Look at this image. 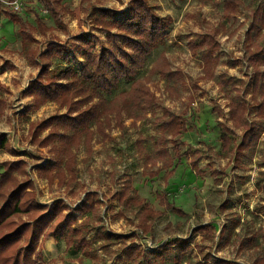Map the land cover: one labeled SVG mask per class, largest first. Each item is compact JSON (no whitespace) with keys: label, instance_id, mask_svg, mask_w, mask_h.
<instances>
[{"label":"rangeland","instance_id":"1","mask_svg":"<svg viewBox=\"0 0 264 264\" xmlns=\"http://www.w3.org/2000/svg\"><path fill=\"white\" fill-rule=\"evenodd\" d=\"M146 1L172 17L163 41L135 77L146 83L154 99L142 105L117 100L109 109L122 123L114 118L106 136L96 130L90 147L83 142L75 149L73 162L52 124L63 113H75H67V105L58 100H37L28 87L39 77L41 84L50 81L47 67L49 76L69 64L79 71L86 46L93 53L108 46L107 28L96 20L94 7L125 10L132 0H60L53 13L42 0H22L19 13L31 23L27 45L19 24L3 14L10 7L0 1V133L8 138L0 147V212L6 204L3 212H11L17 202L23 208L0 225V264H12L21 246L29 255L25 264H115L125 251L134 258L129 264H158L151 262L153 251L178 240H188V264L203 262L208 253L212 261L255 264L264 254V119L257 108L244 113L246 121L259 122V132L237 158L244 129L233 127L229 115L233 99L254 104L246 94L253 66L245 40L251 12L263 0H241L230 19L223 15L225 0ZM214 28H220V45L210 77L203 49L196 46ZM117 44L128 47L129 40L119 38ZM163 55L178 79L160 70L166 65ZM130 87L131 82L122 80L118 90L103 94L111 99ZM169 113L183 118L175 139L182 141L184 154L171 167L166 162L174 154L172 132L164 135L158 128L159 119ZM223 125L232 140L227 149ZM160 148L168 154L159 157ZM191 159L198 160L200 172ZM128 187L135 189L140 205L120 199L118 193ZM164 195L184 213L167 207ZM146 207L157 212L147 221ZM61 220L66 231L57 238L52 230ZM33 226L38 229L31 232ZM69 236L74 243H68Z\"/></svg>","mask_w":264,"mask_h":264},{"label":"trees","instance_id":"2","mask_svg":"<svg viewBox=\"0 0 264 264\" xmlns=\"http://www.w3.org/2000/svg\"><path fill=\"white\" fill-rule=\"evenodd\" d=\"M45 8L50 12H55L56 9L53 7L55 2L60 0H42ZM85 0H82V3ZM242 4L241 0H225L223 15L230 19L236 15L237 8ZM96 11L99 12L96 20L98 23L105 25L108 37V46H102L99 53H93L92 50L86 46L82 52L83 58L81 60V68L78 71L73 65H68L65 67H57L53 70V74L49 76L50 70L48 67L45 71L48 72V77L50 81L55 79V82H47L41 84V77L38 80H33L28 90L36 95L37 100L45 101L46 99L58 100L61 105H67L69 114L75 113L73 115H67L63 113L62 115L56 117V122L52 124L54 130L52 133L59 138L65 145L66 150L63 151L67 153L68 158L73 162L76 155V148H79L80 144L85 142L87 146H91V141L97 130L103 136L108 135V128L110 127L114 118L112 112L109 108L111 105H115L116 101L123 98L132 102L135 105L150 104V100L154 97L150 93L149 88L146 83L140 79L135 78L139 68H141L146 61V57L152 52L154 47H156L160 42L163 41V37L166 34V29L172 21L170 15L163 16L159 14L151 3L146 0H132L125 10H117L114 8L107 7H94ZM4 15L12 20L14 23L19 24V31L23 38L24 45H27L26 40L30 37L26 28L30 26V22L25 20L19 12H15L12 9H6ZM251 20L249 22V27L246 31V51L247 59L253 66V79L250 86V91L247 90L246 94H250V98L254 101V104L248 103L245 99L232 100L230 102V121L233 127L243 128L244 132L242 135V141L237 147L236 156L240 157V153H243L245 149H248L257 139L259 132V122L254 120H245L244 113L255 112L259 117L264 119V0L263 2L251 12ZM37 24L41 28H45V24L42 21L41 15L37 14ZM116 29L113 32V29ZM220 33V28H214L212 31L205 34V39L203 42L196 46L203 49V62L206 67L207 74L212 77L213 71L211 67L213 63L215 64L218 60V56L215 51L219 48L218 35ZM84 36V41L86 44V35ZM129 40V45L122 46L117 44L118 39ZM118 53L120 56H118ZM68 55L66 59H68ZM65 59V57H64ZM162 59L166 62L163 69L164 75L172 76L171 79H178L179 75L173 73L168 68L167 58L165 55ZM131 82V87L128 90H122L114 98L108 99L104 96V92L111 94L118 90L121 81ZM146 86V87H145ZM84 107L83 110H79ZM78 112H72L77 111ZM132 116V115H129ZM134 116L137 120L139 117ZM168 116V117H167ZM167 116L159 119V130L162 129L163 134L166 135L171 131V139L174 143V154L168 162H166L167 167L174 165L175 159L181 157L184 152H181L182 141L180 139H175L177 134L181 133L180 125L183 118L180 114L169 113ZM158 120V118H157ZM122 123V118L117 117V122ZM224 126L222 132V144L227 149L231 144V136L228 133V127ZM57 127L63 129L59 131ZM96 127V128H95ZM173 130V131H172ZM167 139V136H166ZM143 140L141 137L139 143ZM165 141V140H164ZM8 143V138L5 134L0 133V147H5ZM145 150V149H144ZM62 153V152H61ZM159 157H163L168 154L166 148L159 149ZM72 169L73 163L69 164ZM192 167L201 171L198 166V160L191 159ZM135 189L130 187L119 192L118 195L120 199L129 205L130 202H136L140 205L141 199L134 193ZM162 202L166 204L167 207L173 208L174 211L183 214L184 211L176 206L174 202L170 201L169 197L164 195L162 197ZM9 204L5 205L4 210L0 212V225L6 223L7 219L10 218L15 213L22 212L23 208L20 203L17 202L15 207L11 212L4 213L3 211H8ZM151 207H146L148 211V216L145 218L146 221L150 218V214H155ZM13 211V212H12ZM149 220V219H148ZM24 225V224H23ZM144 229L149 228L145 222H143ZM35 226L32 227L31 232H33ZM60 230H63L60 232ZM66 231L64 227V222L61 220L57 227L52 230V234L57 238ZM70 231V230H69ZM76 230L73 229L74 233ZM71 232V231H70ZM61 233V234H60ZM36 235V234H35ZM34 235V236H35ZM108 234L109 237H111ZM71 239V240H69ZM68 243H74L75 238L69 236ZM253 238L248 240L251 242ZM179 244L176 242H168L158 247L156 251H153V258L151 262L156 261L158 264H188L185 257V250L189 247L188 240H178ZM176 248H168V246ZM19 248L14 254V260L12 264H25L29 255ZM31 251V250H30ZM32 252V251H31ZM10 256V255H9ZM208 258H204V261H200L197 264H229L226 260H220L214 258L217 262L210 260L213 256L207 254ZM125 257V259H123ZM120 262L115 264H129V261L134 262V258L131 253L125 251ZM136 264H143L137 262ZM255 264H264V254L260 255L256 260Z\"/></svg>","mask_w":264,"mask_h":264},{"label":"built area","instance_id":"3","mask_svg":"<svg viewBox=\"0 0 264 264\" xmlns=\"http://www.w3.org/2000/svg\"><path fill=\"white\" fill-rule=\"evenodd\" d=\"M0 1H2V2H4V3H6L7 5H8V7H10V8H5V10L6 9H12L13 11H15V12H19V11H21L23 8V6H22V3H21V1L22 0H0ZM5 10H3V12L5 11ZM47 10V9H46ZM4 14V13H3Z\"/></svg>","mask_w":264,"mask_h":264},{"label":"crops","instance_id":"4","mask_svg":"<svg viewBox=\"0 0 264 264\" xmlns=\"http://www.w3.org/2000/svg\"><path fill=\"white\" fill-rule=\"evenodd\" d=\"M5 16V15H4ZM6 17V16H5ZM9 19V18H8Z\"/></svg>","mask_w":264,"mask_h":264}]
</instances>
